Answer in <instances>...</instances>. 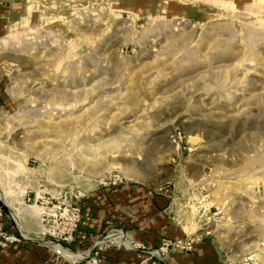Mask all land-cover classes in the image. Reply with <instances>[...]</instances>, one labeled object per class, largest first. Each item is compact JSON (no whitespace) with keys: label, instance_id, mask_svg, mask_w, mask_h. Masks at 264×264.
Instances as JSON below:
<instances>
[{"label":"rangeland","instance_id":"1","mask_svg":"<svg viewBox=\"0 0 264 264\" xmlns=\"http://www.w3.org/2000/svg\"><path fill=\"white\" fill-rule=\"evenodd\" d=\"M117 183L188 237L113 226L80 264L201 243L200 264H264V0H0V248L54 252L62 202Z\"/></svg>","mask_w":264,"mask_h":264},{"label":"crops","instance_id":"2","mask_svg":"<svg viewBox=\"0 0 264 264\" xmlns=\"http://www.w3.org/2000/svg\"><path fill=\"white\" fill-rule=\"evenodd\" d=\"M81 204L82 217L73 240L65 243L72 250L71 254L79 253L81 258L57 256L51 249L30 241L28 244L0 248V264H80L81 259L96 249L94 244L103 233L113 226L125 232L126 241L141 243L147 248L160 245L164 238L184 240L188 237L184 228L167 214L166 208L155 203L150 192L140 186L97 184ZM205 245L197 244L189 252L175 248L167 257L148 262L145 249L110 247L105 252L108 258L102 264H200L201 260L206 261L202 255Z\"/></svg>","mask_w":264,"mask_h":264},{"label":"built area","instance_id":"3","mask_svg":"<svg viewBox=\"0 0 264 264\" xmlns=\"http://www.w3.org/2000/svg\"><path fill=\"white\" fill-rule=\"evenodd\" d=\"M74 197L76 199L82 200L83 198H85V193L77 191ZM62 203L64 205V211L59 216L60 219L62 220L60 222L61 228L58 230L59 233L57 234L60 239L57 240L58 242L53 243L54 252L60 256H64L65 252H68L69 254L72 253V250L69 247L67 246L65 247V245L63 246L62 244L69 243L73 240L74 233L82 217L81 216L82 214L81 205L72 202L71 199L67 201H63ZM3 234L4 232L2 231V228L0 227V235L5 237V235ZM111 237H117L123 240L124 235L122 233L117 232V233L111 234ZM123 244H125L124 240H123ZM97 245H98V242L94 244L95 247ZM164 245L168 246V244H164ZM161 248L165 249L163 246ZM94 253L96 254V249L94 250ZM73 264H76V263H73Z\"/></svg>","mask_w":264,"mask_h":264},{"label":"bare ground","instance_id":"4","mask_svg":"<svg viewBox=\"0 0 264 264\" xmlns=\"http://www.w3.org/2000/svg\"><path fill=\"white\" fill-rule=\"evenodd\" d=\"M122 240V239H121ZM72 256L75 258H81L82 257V255L81 254H79V253H73L72 254Z\"/></svg>","mask_w":264,"mask_h":264}]
</instances>
